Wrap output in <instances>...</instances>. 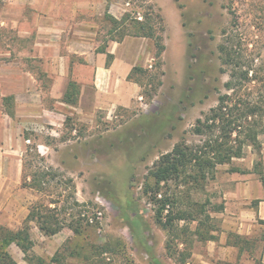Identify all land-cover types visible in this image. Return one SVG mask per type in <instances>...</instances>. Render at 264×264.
I'll return each mask as SVG.
<instances>
[{"label":"rangeland","instance_id":"rangeland-1","mask_svg":"<svg viewBox=\"0 0 264 264\" xmlns=\"http://www.w3.org/2000/svg\"><path fill=\"white\" fill-rule=\"evenodd\" d=\"M4 3L0 0V9ZM110 5L117 17L109 16L115 20L127 15L129 22H147L165 50L156 58L154 41L148 39L147 67L142 68L147 73L133 75L139 97L128 108L84 116L68 111L59 130L27 131L32 136L30 143L24 142V156L31 160V173L49 175L43 183L46 191L20 186L21 201L29 208L57 200L58 213L64 210L59 221L80 218L90 225L78 237L65 229L71 235L57 251L59 264H175L166 255V234L155 224L153 206L143 196L149 169L176 144L200 140L191 132L195 121L217 105L220 95L231 94L224 84L232 73L242 84L239 98L261 109L264 130V0H113ZM96 23L102 42L114 25L104 16ZM118 32L111 35L116 40ZM246 70L250 78L255 76L251 81L241 78ZM259 138L264 140V132ZM244 156L254 159L259 177L262 156L259 164L250 147L244 148ZM226 166L223 173L238 170ZM180 189L168 185L162 191L178 194ZM221 195L214 179L191 192L188 201L209 200L210 211ZM247 240L246 252L258 254L264 231Z\"/></svg>","mask_w":264,"mask_h":264},{"label":"crops","instance_id":"crops-1","mask_svg":"<svg viewBox=\"0 0 264 264\" xmlns=\"http://www.w3.org/2000/svg\"><path fill=\"white\" fill-rule=\"evenodd\" d=\"M0 9V227L18 231L28 213L22 204L24 152L32 134L59 130L65 114L94 115L115 106L128 108L139 97V87L128 76L135 67H147L149 41L127 36L108 40L105 51L99 26L106 0H3ZM113 5L108 14L114 18ZM95 19L97 21H95ZM108 56L111 59L108 60ZM107 64V65H106ZM70 82L79 87L75 105L63 101ZM72 114V115H73ZM27 133V135H26ZM260 137V136H259ZM261 156L264 167V140ZM254 159H233L240 172L216 169L223 210L216 241L195 242L191 264H264V245L258 254L239 253L227 245L230 234L247 239L264 231L263 182L253 172ZM229 164V165H230ZM70 233V232H69ZM65 229L43 236L30 224L32 252L49 262L70 235ZM7 252L16 264H28L22 251L11 244ZM52 264V263H51Z\"/></svg>","mask_w":264,"mask_h":264},{"label":"trees","instance_id":"trees-1","mask_svg":"<svg viewBox=\"0 0 264 264\" xmlns=\"http://www.w3.org/2000/svg\"><path fill=\"white\" fill-rule=\"evenodd\" d=\"M106 3L104 18L108 19L114 27L108 30L109 37L102 40L98 51L102 53L105 51V44L108 40L121 42L127 36L142 37L154 41L156 58H159L165 47L159 37H154L148 23H139L135 20L129 22L127 15L123 16L120 21L115 20L107 12L113 0H106ZM127 22L129 27L125 26ZM113 31H119L117 40L111 36ZM109 59L111 56H108ZM137 72L147 73L142 68L135 67L130 72L128 80L137 83V80L133 79V75L135 76ZM241 75L245 81L255 78V76H251V78L248 76L249 70L241 72ZM241 87V82H238V78L232 73L229 81L224 84L225 90L231 94L220 95L217 105L195 121L191 132L194 136L200 137V140L191 144L184 141L176 144L171 151L161 155L149 169L143 196L153 206L155 224L166 234L164 247L166 255L175 264H188L194 243L216 241V234L219 232L212 214L221 212L223 204L213 205L209 211L206 209V206L210 205L209 200L204 203L188 201L191 192L203 190L208 181H213L218 166L229 165L233 159L242 158L245 147L252 148L258 157V163H261L262 146L259 136L264 130L261 128L259 119L263 115H259L261 112L259 107L239 98L237 92ZM78 94V85L70 82L63 101L75 105ZM29 148L35 150L36 146ZM31 164V160L26 161L24 157L21 187L28 190L46 191L43 183L49 174L46 172L31 173ZM256 165L253 167V173L257 169ZM25 169H30L29 173L31 174L25 173ZM231 172L244 173L236 169ZM258 176L263 182L261 170L258 171ZM168 185H173L175 189H182L180 192L178 191V194H167L168 192H163L162 189ZM179 194H186V197L181 198ZM46 196L48 197L49 194ZM57 205V200H46V202L30 205L29 213L22 227L16 232L0 227V264H16L7 252V248L11 244H15L22 251L25 255L24 260L28 264H59L58 252L49 262L33 254L30 224H34L45 237H52L63 229L70 230L73 236L78 237L90 225L83 224V219L80 218L67 223L59 221L60 212L64 210L62 208L58 213ZM125 219L128 221L127 218ZM134 222L141 223L137 220ZM134 222H130L132 233ZM261 223L264 224V222ZM191 224L194 225L193 229H190ZM249 244L245 237L235 234H230L227 241V245L238 248L240 254L247 251L248 248L244 245ZM180 246L181 248L178 250ZM258 264L261 263L258 262Z\"/></svg>","mask_w":264,"mask_h":264}]
</instances>
